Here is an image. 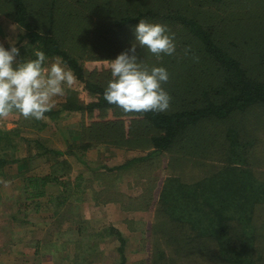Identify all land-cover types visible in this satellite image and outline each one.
<instances>
[{"label":"trees","instance_id":"trees-1","mask_svg":"<svg viewBox=\"0 0 264 264\" xmlns=\"http://www.w3.org/2000/svg\"><path fill=\"white\" fill-rule=\"evenodd\" d=\"M39 1L45 2V6H36L37 0H0V14L12 18L25 29L17 43L20 54L25 58L24 52L30 54L33 48L44 51L48 59L60 57L77 79L84 83L88 94L94 97L87 103L73 91L61 109H51L45 114L56 117L66 110L81 111L94 117L98 111L103 120L96 121L87 129L83 126V131L93 134L96 131L97 141L101 138L109 142L110 136H117L120 140L115 142L121 145L143 136L142 144L153 148V151L140 160L151 157L153 152L173 153L168 165L170 174L160 192L156 217L158 229L166 231L168 238L178 239L175 241L177 249L182 245V238L184 245L192 240L198 242L201 252L218 264H256L255 255L263 245L259 242L260 233L253 213L264 202V182L242 166L246 163L247 146L241 143L239 132L222 129L221 122L233 119L237 113L246 112L252 107L264 106V75L255 73L257 70L251 68L248 60H243L241 50L224 41L226 33L214 28L213 18L221 17L222 11L232 16L230 20H224V24L228 20L231 25H238L241 20V17L237 18L239 13L242 23L250 21L264 16V0H117L125 9H120L116 17L113 27L116 29L115 39L106 42L109 55L105 60H114L118 54L129 49L134 43L130 32L141 19L165 25L174 34L176 52L172 56L158 59L153 55L150 58L151 53L137 48L138 59L145 66H163L172 78L173 87L170 86L171 89L167 91L171 97L170 107L162 113L124 112L108 104L103 91L111 77L104 74V78L98 70L88 71L71 51L65 40L66 35H59L62 32L55 26L57 11L52 6L57 0ZM29 3H36L35 6L30 4L34 7L32 10ZM90 4H98V0H91ZM100 6L103 8V5ZM207 14L211 18H207ZM68 15L66 27H69L72 17L71 13ZM258 31L261 32V29ZM27 39L28 45H25ZM244 44H247V40ZM260 64L264 65V60ZM168 83L169 80L164 85ZM109 112H113L117 119L108 118ZM126 116L131 119L129 123L124 120ZM35 122L41 124L40 120ZM218 125L219 129L216 127ZM93 145L87 142L81 147L85 149ZM213 147L218 149L219 155L216 156H224V159L219 161L220 164L213 163L214 169L210 173L206 171V175L195 176L182 169L181 174L173 173L175 161L188 163ZM50 151V148L47 149V152ZM56 152L79 155L75 150ZM134 161L136 159L115 168L127 167ZM5 163L6 159L0 158V165ZM55 171L42 178L31 177L29 181L35 184L33 197H46L47 185L59 183V177L54 176ZM112 229L121 242L118 248L120 264H127V239L121 231ZM158 238L156 234L152 239L150 264H160L163 259L167 263L175 262L174 253L171 256L164 248H154ZM209 242L214 244L212 248L204 245ZM190 248L194 250L197 247H188V251Z\"/></svg>","mask_w":264,"mask_h":264},{"label":"rangeland","instance_id":"rangeland-1","mask_svg":"<svg viewBox=\"0 0 264 264\" xmlns=\"http://www.w3.org/2000/svg\"><path fill=\"white\" fill-rule=\"evenodd\" d=\"M37 2L36 6H45V2L39 0ZM90 3L91 0H57L52 5L57 11L55 26L62 32L59 34L60 36L66 35L65 40L71 51L78 56L80 63L85 65L88 71L98 70L103 77L105 74V77L110 78L109 61L111 60H105L109 55L106 42L115 39L116 29L113 27L117 21L116 17L120 9L124 10L125 6L123 7L117 0H98V4ZM30 4L35 6L34 3ZM208 4L205 9L208 8ZM100 5H103V8ZM33 8L30 5V9ZM213 8L215 7L213 6ZM69 13L72 14V17L69 27H66L65 21L68 19ZM220 15L221 17L213 18L214 28L220 33L222 31L226 33L223 36L224 41L241 50V54L244 55L243 60H248L251 68L257 70L255 73L264 75V65L260 64V61L264 60V16L242 23V15L239 13L240 16L237 15V18L241 17L239 24L231 25L228 20L232 16L225 15L222 11ZM207 18L211 17L207 14ZM226 19L228 20L224 24L223 21ZM12 26L15 27V30ZM256 28L261 29L262 33ZM133 30L134 28L130 33L134 39ZM24 32L25 29L12 18L0 14V43H4L5 47H9L6 38L17 42L21 33ZM246 40L247 44H244ZM28 41L27 39L24 42L25 45H28ZM15 46L19 48V45ZM35 51L31 48L30 54L24 52V55L33 58L32 55ZM149 57L151 58L153 55L151 54ZM56 58L62 61L60 57H54L48 59V63L54 62ZM17 60L20 58L18 57ZM152 66L148 65L147 67ZM197 74L200 73L197 72ZM172 82V78L169 76L170 84L163 85L164 88H167H165L166 91L171 89ZM73 91L77 92L81 100L87 103L94 100V97L85 90L84 83L76 77L75 84L70 89H66V94L55 98L52 109H61L62 104L66 102L68 95ZM98 114L97 111L96 116L91 117L81 111L69 112L66 110H62L56 117L45 114L46 118L40 120L41 124L44 123L41 130H39L41 124L38 125L35 119L24 118L18 113H12L8 117L0 119V135H5L6 130H12V127L15 129L19 126L22 128L21 136L25 138L24 140L14 139L15 149L9 151L2 148L7 147V143L6 139L0 136V158L6 159L7 162L0 167V264H15V261L18 264H24L22 254H19L20 248L14 246L12 248L13 243L22 241L26 232H31L32 235V231L36 230V228L32 229L36 227L34 224H28L29 221H34L39 225H49L48 219L50 220V218L48 217L50 216L44 215L38 218L37 209L52 212L53 209L62 208V206L59 207V199L66 202L67 199L73 197V192L74 199L81 193L83 189L81 186L74 187L70 183L74 179L76 181L78 179L80 183H90L91 181V184H88L91 188L89 192L94 195L95 205L109 202L107 206H110V210L119 211L121 215L125 214L119 221V225L127 239L125 249L127 264H150L148 260L153 256L152 239L156 234L159 238L154 248H164V251L171 256L174 253L173 258L176 260L167 263L166 259H163L160 264H218L207 258L209 256H205L201 252L199 248L201 245L199 246V243L194 240L184 245L182 238L180 240L182 245L178 247V249H182L178 253L175 246V241L178 239L168 238L167 232H161L156 225L160 192L165 179L170 174L168 165L169 160L172 159L171 155L173 157L174 154L153 152L151 157L140 160L139 158L153 151L151 147H144L143 136L133 138L128 144L122 143L121 145L115 142L120 140L117 136H110L109 142L101 140V138L97 141V134L94 131L97 127H93L94 134L83 131V128L87 129L89 126L92 127L96 121L103 120ZM108 118L117 119L113 112L108 113ZM124 120L129 123L131 119L126 116ZM221 126L224 130L232 129L239 132L238 137L241 143L247 146L246 163L242 166L247 167L259 181L264 182V106L252 107L246 112L237 113L233 119L221 122ZM216 127L220 128L219 125ZM87 142L94 145L83 149L82 144ZM17 144L22 148L16 150ZM46 145L52 147L50 152H47L49 147ZM67 150H75L79 155L56 152H67ZM217 154L218 149L213 147L200 154L202 158L198 154L188 163L175 161L174 168H172L173 173L181 174L182 169L194 173L195 176H202L203 173L206 175L214 169L213 163L220 164L219 161L224 159L222 158L224 156L218 157ZM28 155H31L30 158H32L30 159L31 167L27 165L21 169L18 164H15L17 158L21 159ZM133 159L136 161L131 162L127 167L115 168ZM22 162L28 164L26 158L22 159ZM54 169L56 170L54 176L59 177V184L47 185L46 197H44L45 195L33 197L35 184L33 185L34 181H29L31 177L42 178L51 174ZM253 214L257 231L260 233L259 242L260 245H263L255 255L256 264H264V202L255 208ZM160 224H162L161 221ZM190 232L192 233L191 230ZM210 243H204V245L207 248H212L214 244ZM188 247L197 248L194 250L190 248L188 251ZM117 254L121 259L120 251ZM18 256L20 257L17 258Z\"/></svg>","mask_w":264,"mask_h":264},{"label":"clouds","instance_id":"clouds-1","mask_svg":"<svg viewBox=\"0 0 264 264\" xmlns=\"http://www.w3.org/2000/svg\"><path fill=\"white\" fill-rule=\"evenodd\" d=\"M13 30L15 27L12 26ZM134 43L109 61L111 79L103 91L105 101L124 112H158L169 109L171 97L163 87L169 73L163 66H145L137 48L158 59L176 52L174 34L159 23L139 20L134 30ZM9 47L0 43V119L12 113L35 120L45 119L54 107L55 98L66 94L76 82L73 71L59 58L48 63L42 50L34 58L17 60L20 49L6 38Z\"/></svg>","mask_w":264,"mask_h":264},{"label":"crops","instance_id":"crops-1","mask_svg":"<svg viewBox=\"0 0 264 264\" xmlns=\"http://www.w3.org/2000/svg\"><path fill=\"white\" fill-rule=\"evenodd\" d=\"M2 29L5 32L4 27ZM17 43L18 40L15 45ZM19 58L23 59V56L20 54ZM1 135L7 143V147L2 148L9 151L15 149L14 139H25L21 136L22 128L19 126L15 129L12 127V130H6L5 135ZM19 148L22 147L17 144L16 150ZM30 157L31 155L17 158L15 164H18L21 169L27 165L31 167L30 159L32 158ZM24 158L28 160V164L21 163ZM70 183L74 187L81 186L83 188L81 193L74 199L73 192V197L67 199V203L59 199V207L62 206V208L53 209L52 212L37 209L35 212L38 218L44 215L50 216L48 217L49 225L44 226L38 223L36 225L34 221H26L28 224H34L36 227L32 229L36 228V230L32 231V235L31 232H26L23 240L14 242L12 248L13 246L20 248L19 254H22L24 264H120V257L117 254L120 242L119 238L112 233V228L124 234L119 221L125 214L121 215L119 211L110 210V206H107L109 202L95 205L94 195L89 192L91 188L88 184H91V181L80 183L78 179L77 181L74 179ZM26 222H24L25 225ZM29 230L31 231V228ZM15 264L18 262L15 261Z\"/></svg>","mask_w":264,"mask_h":264}]
</instances>
